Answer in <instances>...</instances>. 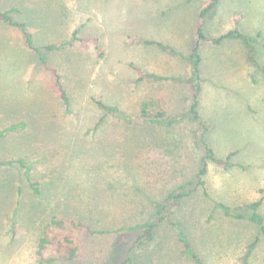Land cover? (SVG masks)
Segmentation results:
<instances>
[{"label":"rangeland","instance_id":"1","mask_svg":"<svg viewBox=\"0 0 264 264\" xmlns=\"http://www.w3.org/2000/svg\"><path fill=\"white\" fill-rule=\"evenodd\" d=\"M204 4L205 0H0V10L12 9L9 13L16 21L28 24L36 45L77 30L82 37L96 36L102 51L99 54L93 45L81 49L76 43L47 54L67 85L71 105L66 110L52 93L50 75L24 46L20 30L0 23V129L17 120L30 124L28 134L18 132L1 140L0 158L34 159V179L42 186L52 181L42 200L25 190L16 225L20 241L0 250V264H36L34 241L55 213L72 223L80 217L94 229L130 226L148 220L156 201L193 179L204 156L202 129L188 114L189 85L175 78L189 75L187 56ZM231 28L254 35L256 58L264 68V0H219L207 16L206 34L216 36ZM200 52L197 112L208 127L207 140L216 156L237 153L233 167L209 161V196L197 188L178 202L173 218L204 264H241L245 256L247 264H264V233L247 219L213 207L214 200L235 207L261 198L259 213L264 218V71L246 62L239 41L204 44ZM131 64L167 78L138 82ZM245 65L255 82L240 74ZM97 96L129 118L105 114L96 128L103 115L93 101ZM143 102L150 103L147 117L160 119L163 114L175 121H145L140 115ZM5 176L14 184L22 182L12 170L0 167V177ZM5 193L7 189L0 192V205L9 208L14 194L7 200ZM157 229L154 243L134 253V264H196L184 255L183 244L167 224ZM76 232L80 256L50 264H120L132 242L114 233Z\"/></svg>","mask_w":264,"mask_h":264},{"label":"trees","instance_id":"2","mask_svg":"<svg viewBox=\"0 0 264 264\" xmlns=\"http://www.w3.org/2000/svg\"><path fill=\"white\" fill-rule=\"evenodd\" d=\"M218 3L219 0H205V4L199 10L197 14V24L194 31V40L187 56L190 67L189 75L182 79L180 77L175 78L177 80L184 81L189 85L192 92V102L188 109V114H191L192 117L199 120L202 129L200 140L204 147V156L200 158L199 167L196 170L193 179L172 189L161 200L156 201L154 203L155 209L152 216L148 220L141 223H135L130 226H120L114 229H94L90 224L88 225L82 221L80 217L77 218L76 223H72L66 216H64L63 213L53 214L39 228L37 238L34 241L35 245L33 254L36 259V264H50L57 260L74 261L78 258L80 256V245L76 230H81L86 235L114 233L120 237L127 236L132 238V242L126 251L125 256L122 257L120 264H134V253L138 249L154 243L158 230L157 228L163 223L167 224V226L171 228L176 235L177 240L183 244L184 255L192 258L196 264H204L201 258L193 252L185 230L182 228L181 224L173 218V214L176 212L178 202L194 192L197 188L201 189L204 196H209L205 179L208 172L209 161H214L216 164L227 168L233 167L235 163L232 162V157L237 153V151L229 152L224 157L216 156L213 148L207 140L206 136L208 127L205 125V122L201 120L197 112L198 96L201 89L200 77L202 58L200 49L204 44L218 46L228 41H240L246 50L249 63L256 69L264 71V68L261 67L256 58V40L254 35L242 31L239 28L228 29L216 36H209L206 34L205 23L207 16L213 11ZM10 10L12 9L0 10V23H5L20 30L23 34L24 46L38 59L41 69L50 75V87L52 93L59 101L60 105L68 110L71 105V99L66 87L67 85L64 82L60 69L48 60L47 54L56 50H63L64 48L73 46L76 43L79 44L81 49H87L90 45H93L97 49V52L101 54L102 51L99 47V39L96 36L82 37L78 35L77 30H74L68 37L61 38L45 45H36L34 34L28 27V24L24 21H16L9 13ZM145 42L153 43L151 41ZM155 44L160 46L162 49H169L173 52L169 46L160 42H155ZM131 66L137 73L136 80L138 82L144 79L163 80L167 78L153 72L145 71L139 66H135L133 64H131ZM250 77V80L255 82V77H252V73ZM93 101L97 107L103 111V115L98 121H96V128L104 121L105 114H113L124 120L129 118L125 113L120 111L117 106L105 103L100 96L93 97ZM149 104V102H143L141 104L140 115L145 121H148L149 123H165L166 125H171L175 121L173 118H163V114L159 115V117H161L160 119L147 117V111L145 110ZM53 116L55 117V113ZM29 130L30 124H28L26 120L10 122L0 129V142L10 134H17L18 132L21 133L23 131L28 134ZM35 130L38 131L39 127H35ZM51 131L55 132V128H51ZM34 162V159H29L24 155L0 158V167L12 170L13 173L19 175L22 180L21 184H14L10 177H0V192L7 189V193H5L3 198L8 200V198L14 194L13 204H11L9 208L5 207L6 204L2 203L0 205V220L2 217V222L0 224V250H2V252L9 250L11 246L16 247L20 241L19 237H16V225L17 222H19V212L22 207L21 201L25 190L30 192L33 197L42 200L45 198L44 196L47 193V186L52 185V181L47 180L46 182H49V184L45 183L47 185L42 186L41 182L34 179L32 175ZM213 204V207H220L225 214L232 218L247 219L257 226L259 232L264 233V218L259 213L261 198L243 206L232 207L217 200H214ZM3 215L6 217L4 224ZM209 216L211 217L212 213H210ZM5 236H7V241L4 240ZM249 247L251 249L252 243H250ZM241 264H247L246 256L242 259Z\"/></svg>","mask_w":264,"mask_h":264},{"label":"crops","instance_id":"3","mask_svg":"<svg viewBox=\"0 0 264 264\" xmlns=\"http://www.w3.org/2000/svg\"><path fill=\"white\" fill-rule=\"evenodd\" d=\"M239 42H240V41H239ZM240 44L243 46V44H242L241 42H240ZM243 49L245 50L244 46H243ZM244 54H245V60H246V62L249 63L248 58H247V55H246V50H245ZM247 66H248V65H245L244 67H242V68L240 69V74H241V75H246V77H250V76L248 75V67H247Z\"/></svg>","mask_w":264,"mask_h":264}]
</instances>
